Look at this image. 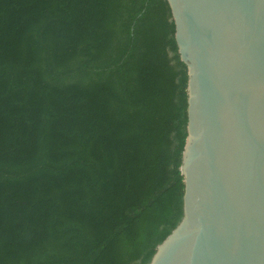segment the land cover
<instances>
[{"label": "trees", "instance_id": "obj_1", "mask_svg": "<svg viewBox=\"0 0 264 264\" xmlns=\"http://www.w3.org/2000/svg\"><path fill=\"white\" fill-rule=\"evenodd\" d=\"M167 0H0V264H149L182 218L187 68Z\"/></svg>", "mask_w": 264, "mask_h": 264}, {"label": "water", "instance_id": "obj_2", "mask_svg": "<svg viewBox=\"0 0 264 264\" xmlns=\"http://www.w3.org/2000/svg\"><path fill=\"white\" fill-rule=\"evenodd\" d=\"M187 68L182 218L149 264H264V0H167Z\"/></svg>", "mask_w": 264, "mask_h": 264}]
</instances>
